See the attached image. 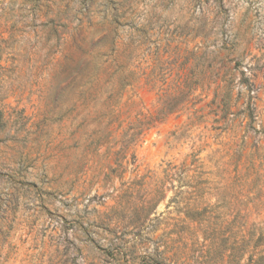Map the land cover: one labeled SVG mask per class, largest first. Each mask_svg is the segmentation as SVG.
Here are the masks:
<instances>
[{"label": "rangeland", "instance_id": "1", "mask_svg": "<svg viewBox=\"0 0 264 264\" xmlns=\"http://www.w3.org/2000/svg\"><path fill=\"white\" fill-rule=\"evenodd\" d=\"M0 264H264V0H0Z\"/></svg>", "mask_w": 264, "mask_h": 264}]
</instances>
